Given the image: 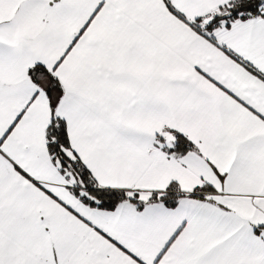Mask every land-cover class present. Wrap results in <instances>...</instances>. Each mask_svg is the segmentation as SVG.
<instances>
[{
	"label": "crops",
	"instance_id": "crops-1",
	"mask_svg": "<svg viewBox=\"0 0 264 264\" xmlns=\"http://www.w3.org/2000/svg\"><path fill=\"white\" fill-rule=\"evenodd\" d=\"M232 1L0 0V264H264V14L202 23ZM52 116L142 205L77 196Z\"/></svg>",
	"mask_w": 264,
	"mask_h": 264
},
{
	"label": "trees",
	"instance_id": "trees-1",
	"mask_svg": "<svg viewBox=\"0 0 264 264\" xmlns=\"http://www.w3.org/2000/svg\"><path fill=\"white\" fill-rule=\"evenodd\" d=\"M263 14L264 0H233L223 8L221 13L212 15L206 23L203 21L202 23H204V29L212 31L221 22L227 24L236 18ZM45 133L48 152L59 163L62 169L68 168L76 179L82 183V187H73L77 196L84 201H88L91 205L101 208H112L117 202L122 200H130L138 202V206L142 205L144 201L139 200V193L137 191L98 186L91 177L90 172L82 165L77 157L75 159L67 158V152L72 155L74 153L69 147L63 121L52 116ZM177 138H180V143L183 142L181 141L182 137L178 136ZM190 148L191 146L188 143H183V150ZM179 196L180 194L174 192V187L170 186L164 192L151 193L148 200H161L167 203V205L173 206Z\"/></svg>",
	"mask_w": 264,
	"mask_h": 264
}]
</instances>
